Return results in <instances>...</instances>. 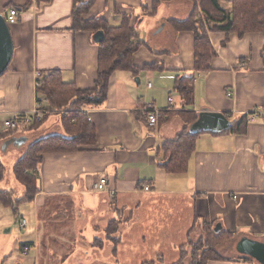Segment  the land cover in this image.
Masks as SVG:
<instances>
[{"label":"crops","instance_id":"crops-1","mask_svg":"<svg viewBox=\"0 0 264 264\" xmlns=\"http://www.w3.org/2000/svg\"><path fill=\"white\" fill-rule=\"evenodd\" d=\"M77 1L0 0L5 19L11 9L20 15L17 24L8 25L14 54L0 76V184L5 187L0 191H21L12 170L29 148L53 136L69 138L58 114L45 115L35 130L20 125L5 135L10 119L31 114L39 100L46 110L35 74L46 78L58 71L65 84L79 90L95 87L99 47L92 33L74 29ZM170 3L153 11L152 0H93L84 19L103 18L111 26H120L124 15L137 20L143 43L132 59L137 73L117 71L106 101L84 107L95 133L92 143L42 155L35 170L38 193L20 207L24 220L21 209L33 207L25 221L33 229L19 239L16 264H42L39 251L52 252L55 244L60 245V264H80V253L84 258L92 252L93 258L111 248L105 261L95 264H176L191 233L200 239L209 227L216 237L232 238L216 247L221 259L208 264H260L240 252L239 245L244 239L264 244V33L240 38L208 31L216 55L209 61L211 70L200 71L194 33L178 31L173 23L188 20L195 6ZM222 7L231 11L228 3ZM192 76L195 100L185 107L175 87ZM145 106L158 110L155 128L148 125ZM180 112L220 113L233 127L199 133L187 170L174 175L163 167V146L184 129ZM255 113L260 117L252 121ZM102 178L108 180V190L94 191ZM113 222L120 223L118 244L107 232ZM26 246L30 253L22 261ZM57 255L52 253L47 264Z\"/></svg>","mask_w":264,"mask_h":264},{"label":"trees","instance_id":"trees-1","mask_svg":"<svg viewBox=\"0 0 264 264\" xmlns=\"http://www.w3.org/2000/svg\"><path fill=\"white\" fill-rule=\"evenodd\" d=\"M173 0H152V10L156 11L162 3H169ZM228 3L232 10L227 12L222 3ZM74 9V29L90 32L94 36L101 32L103 41L96 43L99 47L98 77L95 87L89 90H79L74 84H65L62 81L60 72H52L44 78L37 89L39 96L46 101V110L50 115L58 114L61 123L69 135V138L53 136L33 145L27 151L25 157L13 168L12 175L19 185L21 191H0V204L11 210L14 217L20 215V207L33 201L38 193L37 169L41 162L42 155L49 151H70L77 150L92 143L95 138L94 129L91 127L83 112L85 106H100L107 97L112 76L117 71H129L137 73L132 59L134 54L142 46L140 32L137 27V20L130 15L123 16L120 26H111L103 18L84 19L92 5L93 0L88 2L78 0ZM195 10L190 18L183 22L175 23L178 31H192L195 35V67L200 71H209V61L216 55L208 40V31L222 32L228 37L236 33L240 38L250 33H264V0H197ZM204 14L206 21L201 22L195 16L197 8ZM195 16V17H194ZM7 18V16H6ZM149 69V68H147ZM195 77H183L177 81L175 91L179 94L185 107H191L195 100ZM185 109V108H184ZM185 127L173 140L165 142L163 149L167 154L164 168L174 175H182L187 170L188 159L190 158L197 136L190 134L191 126L198 120V114L194 112H180ZM44 122L36 121L29 127V131L40 127ZM6 136L13 135L16 131L5 132ZM34 171V172H33ZM32 172V173H31ZM3 171L0 169V179ZM119 222L110 224L107 232L109 239L115 244L119 240L115 237L118 234ZM209 240H200L198 243H188L192 249L190 264H208L210 261L220 260L216 252L218 244L214 241L223 239L221 236H214L212 227L206 228ZM209 242V243H208ZM208 243V244H207ZM214 244V245H213ZM25 248V247H24ZM117 250V247L115 248ZM184 247L180 248V260L176 264H185ZM160 262H148L145 264H160Z\"/></svg>","mask_w":264,"mask_h":264},{"label":"rangeland","instance_id":"rangeland-1","mask_svg":"<svg viewBox=\"0 0 264 264\" xmlns=\"http://www.w3.org/2000/svg\"><path fill=\"white\" fill-rule=\"evenodd\" d=\"M223 1L228 2L229 0H223ZM172 2H174L175 5L181 4V5H186V6H188V5L189 6H192V5L198 6L196 4L197 0H173ZM167 4H171V3L170 2L169 3H162L161 5H167ZM225 4L226 3L223 2L221 4V6H223ZM178 6H180V5H178ZM230 10H232V7H231ZM228 12H231V11H228ZM196 15L198 16V18L200 19V21L202 23L206 21V18L204 16V14L201 13L200 9H198V8H197V11L195 13V16ZM46 112H48V111H46ZM48 115H49V113L46 114V117ZM29 127L30 126H28V128ZM3 186H4L3 184H0V190H4L5 189V187H3ZM32 211H33V207H32V209H29L26 206V207H23L21 209V213H22L21 216H23L25 218V220H24L20 216H18V217L15 218L13 216V214H12L11 211L4 209L0 205V225L2 223H4V225L1 228V234H0V264H16L17 263L20 254H19V252L17 250H15V248H16L18 242L21 241L19 239H21L23 235H26L29 232H31V229H33V227L31 225L30 226L27 225L25 227V225H26L25 224L26 223L25 221L27 220L29 222L30 218L32 217ZM198 232L199 231H197V234H198ZM205 233H206V231H205ZM192 236H194L193 233H191V235H190L191 240L189 242L190 243L192 242L194 244L198 243L200 240H202V241L205 242L206 239L209 240L208 237L211 238L210 235H208L206 237H202L200 239H198V236L197 237L196 236L195 237H192ZM231 238L232 237H227V239L226 238H223V239H221V242L220 241L219 242L218 241H214V244L220 245V243H225L227 241H230ZM85 240L87 241L88 238H85ZM52 250L55 253H57L58 255L56 256V260L55 259L53 260L55 262L52 263V261H50L49 264H60L59 261L62 260V258H61V252H60V245H58V244L53 245ZM53 251L52 252H46L45 254H41V250H40L39 251V254H40V262L42 264H47L48 263L47 259L50 258V255L52 253H54ZM84 251H85V253H87L88 252V247H85V250ZM111 252H112V248L111 249H106V251L104 253L95 254V257H93V258H92V255H93L92 252H90V253L88 252V254H84V258L82 256V254L80 253L79 256H78V258L76 259V261H78L80 264H95V262H103V261H105L106 257H108L111 254ZM191 252H192L191 247L189 245H186L184 247V250H183V253H186V255H185V264H190L191 263V261H192V259H191L192 254H191ZM216 252H217V250H216ZM35 254H36V252L35 251H32V253L29 255L30 256L29 258H32L33 259V256H35ZM217 254L220 256V254L218 252H217ZM23 255L25 257L22 258V261L24 260V258H28V257H26L28 255H25V254H23ZM65 255L66 256H64V257L66 258L68 256V254H65ZM44 256H45V258H44ZM144 257H147V256H144ZM148 262H156V261L153 260V261H146V262H143V263L135 262V263H122V264H145V263H148ZM72 264H76V262L73 261ZM111 264H112V261H111Z\"/></svg>","mask_w":264,"mask_h":264},{"label":"water","instance_id":"water-1","mask_svg":"<svg viewBox=\"0 0 264 264\" xmlns=\"http://www.w3.org/2000/svg\"><path fill=\"white\" fill-rule=\"evenodd\" d=\"M94 42L100 43L103 41V34L101 32L94 36ZM14 54V45L10 33L9 26L5 17L0 14V76L5 73L11 64ZM233 124L220 113L201 112L198 120L191 126L190 134L196 135L199 133H222L229 131ZM20 144V142H18ZM216 233L220 228L215 230ZM239 251L249 255L260 264H264V244L244 239L239 245Z\"/></svg>","mask_w":264,"mask_h":264},{"label":"built area","instance_id":"built-area-1","mask_svg":"<svg viewBox=\"0 0 264 264\" xmlns=\"http://www.w3.org/2000/svg\"><path fill=\"white\" fill-rule=\"evenodd\" d=\"M19 19H20L19 12L15 9H11L8 12L6 22L8 25H14V24H17L19 22ZM35 79L37 82V86H39L41 81L44 79V75L40 72H37L35 74ZM148 87L151 88L152 85L149 84ZM227 96L230 97L231 93H228ZM170 102H172V100H170ZM144 111L146 114V118H147V122H148L149 127L155 128L159 123L158 110H156L152 106H147V107L145 106ZM46 113L47 112L43 106V102L41 100H39L38 105L36 106V108L34 109V111L31 114H23V115L20 114V115L13 116L9 121L8 131L9 130L14 131L20 125H24L27 127L32 126L36 121H42L44 119ZM259 117H260V114L255 113V114H253V117L251 120L254 121L255 119H257ZM107 185H108V180L106 178H102L94 184L93 189L96 192L106 191V190H108ZM144 191H149V187H145ZM109 194L111 197H114L116 192L111 190V191H109ZM234 199H236V197H234ZM29 253H30V247L26 246L23 254L28 255Z\"/></svg>","mask_w":264,"mask_h":264}]
</instances>
